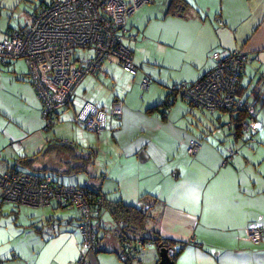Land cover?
Here are the masks:
<instances>
[{
  "label": "crops",
  "instance_id": "0c3cea01",
  "mask_svg": "<svg viewBox=\"0 0 264 264\" xmlns=\"http://www.w3.org/2000/svg\"><path fill=\"white\" fill-rule=\"evenodd\" d=\"M23 1L0 0V40L13 29L28 26L31 16L40 10L35 8L31 14L27 13L29 18H22L17 12ZM174 1L152 0L129 17L125 44L132 51L138 67L137 74L125 71L114 58L105 60L103 73L85 77L64 113L76 129L83 130L75 122V117L86 102L109 110L117 98L123 100L121 117L111 116L109 130L116 128L114 135L106 132L107 136H104L109 153L99 150L101 154L104 152L107 163L102 178L97 179V183L88 178L84 184L79 178L76 183L102 190L106 197L102 201L101 196L100 205L93 208L98 242L95 251L88 253L87 263L125 264L121 259L124 249V240L120 237L122 226L108 204L123 201L148 214L145 235L129 236L131 239L144 238V245L134 256V264L159 263V248L154 250L150 247L156 244V236L171 241L176 252L181 250L174 264H264V237L256 245L248 233L251 226H264V0H181L172 5ZM233 50H243L248 54L238 94L244 100L253 101L263 91L255 106L260 123L257 142L248 143L244 134L235 135L236 123L231 114L225 111L211 113L202 108L212 115L218 114V123L228 127L217 129V125L213 124L214 137L207 136L206 144L194 156L189 155L187 149L196 136L186 130L181 141L188 154L183 169L179 168L173 178H169L172 171L163 169L160 181L151 186L144 184L137 158V152L143 145L133 140L127 144L128 151H124L120 137L135 130L146 134L147 130L153 131L168 124V113L164 118L158 111L148 112V109L161 104V101L152 103V95L159 93L161 98H165L170 87L184 81L199 80L215 65L213 52L228 54ZM21 60L0 65V88L4 86L1 80L4 75L7 74L5 77L9 79L12 77L17 83L9 85H17L23 91L20 93L18 90V102H32L39 118L41 100L37 97L29 72L20 67ZM5 66L9 68L3 70ZM145 74L152 77L146 91L140 86ZM138 85L142 92H149L140 102L134 100ZM179 100L185 101L177 99L176 102ZM7 106L6 97L0 95V114ZM2 117L8 118L0 115ZM11 124L16 126L14 121ZM40 130L25 131L22 128L28 134L23 140L28 143L31 152L37 151L41 155L45 149L44 154L51 155L45 159H48L47 165L39 166L37 156L25 155L34 158L33 170L28 169L17 164L18 159L24 156L12 157L6 154V149H2L1 172L18 168L53 176L55 173L51 170L65 171L70 168L68 164L72 158L85 159L76 145L73 146L75 150L72 149L75 154L63 153L57 147L47 151L51 141L46 137L47 133L38 134ZM12 144L13 141L9 146ZM231 145L236 146L238 153L233 162L223 165L227 148ZM92 150L96 149L90 148L89 151ZM140 154L142 162L151 159L145 151L144 159L140 158ZM54 161L59 162L58 166L53 165ZM1 192L0 186V196ZM53 221L58 224L55 230L50 228ZM80 222L81 215L74 206H58L54 202L41 208L11 204L0 197V264H77L83 242Z\"/></svg>",
  "mask_w": 264,
  "mask_h": 264
},
{
  "label": "built area",
  "instance_id": "2783aa9c",
  "mask_svg": "<svg viewBox=\"0 0 264 264\" xmlns=\"http://www.w3.org/2000/svg\"><path fill=\"white\" fill-rule=\"evenodd\" d=\"M152 0H53L31 16L28 26L13 29L0 40V64L25 59L34 88L44 102V115L49 118L57 111L64 113L73 102L76 89L88 75L103 73L107 59L118 60L123 69L136 75L138 67L132 51L125 44L129 17L141 6ZM132 38L135 35L130 34ZM77 49L84 50L79 56ZM215 65L202 78L194 82H181L169 88L165 107L183 99L193 106L211 113L243 110L247 119L240 126L247 142H256L259 121L255 114L260 91L253 101L244 100L238 94V80L248 54L233 50L228 54L215 51ZM152 77L145 74L140 82L146 91ZM164 107V109H165ZM123 112V100L117 98L110 111L86 102L75 121L90 132L101 134L109 129V116L119 118ZM236 135V132H235ZM66 141V140H65ZM68 141V140H67ZM201 148L194 141L188 148L194 156ZM238 150L235 145L227 148L223 165L233 162ZM1 157V153H0ZM1 200L17 205L46 207L52 203L71 204L81 215L80 228L83 242L77 264H86L87 255L97 247V234L93 223L91 196L86 185L56 182L51 175H39L27 170L12 168L0 171ZM101 202V200H99ZM50 228H58L56 221ZM249 238L258 245L263 241L264 226L248 229ZM126 249L121 259L127 261L144 245V240L124 237Z\"/></svg>",
  "mask_w": 264,
  "mask_h": 264
},
{
  "label": "rangeland",
  "instance_id": "374dc122",
  "mask_svg": "<svg viewBox=\"0 0 264 264\" xmlns=\"http://www.w3.org/2000/svg\"><path fill=\"white\" fill-rule=\"evenodd\" d=\"M53 0H26L23 1V4L18 8V14L21 15L22 18H29V15L37 9H41L42 7L49 5L52 3ZM30 13V14H27ZM16 16V20H19V16ZM84 53V50L77 49L75 54L81 56ZM20 67L22 69H26L29 72L28 65L25 59L21 60ZM8 66L3 67L2 69H7ZM7 75V74H6ZM4 75L2 77V82L4 86L0 88V95H3L7 99V108L1 111L0 115H6L8 118H10V121L8 118L2 117L0 118V150L6 149V154L12 157H18V156H25V155H35L37 156V165L39 166H45L47 165L46 157L49 155L48 153L44 154V151H41V155H38V152H31V148H29L28 143H25L23 140L24 136L28 135L27 133L22 131V128L25 131H28L30 129L36 130L41 129L39 133H47L46 136L50 141L53 139H59L63 140L65 144H68L69 142L67 139L73 141L75 145L79 148L81 151V154L83 157L89 158L87 161L89 164H85V159H77L72 158L68 166L71 165H86L85 170L83 172L79 173H65V174H53V177L55 180L59 179L63 181L64 183H74L76 184L79 181V178H81V184H84V182L90 178L92 183H97V179L102 178L103 176V169L104 166L106 167L107 163L104 160L103 154L104 152L109 153V145L107 143V140L104 136H107L106 132L114 135V128L113 131H104L100 135L90 132L86 129H76V125L71 121V119L65 117L64 114H61L60 121L57 122L52 128L46 129L45 128V121L42 117V113H40L37 118V115L34 112V106L32 102L28 100V104H21L18 102L17 93L18 90L20 93H23V91L19 88H17V85H14L17 83V81H13L12 77L10 79L5 77ZM82 83V82H81ZM80 83V84H81ZM10 84V85H9ZM79 87V86H78ZM77 90V89H76ZM135 101L140 102L144 95H147L149 92H142L139 89V85L135 87ZM166 98V97H165ZM165 98H161V95L159 93L152 95V103H155L156 101H165ZM123 99V98H122ZM162 99V100H160ZM156 105V104H155ZM107 111H110L107 110ZM169 116V123L165 125L159 126L156 130L149 131L147 130L146 134L140 133L138 130L133 131L131 134H127L125 136L120 137V143L123 144L124 151H128V143L135 140L136 143L142 144L143 148H141L137 152V158H138V168L141 175V178L144 182V184L151 186L158 181H160L161 177V171L164 169L172 171L169 174L170 177H174V173L180 169H183L182 166L186 165V161L188 158V154L186 153L184 147L181 145L182 138L184 137V134H186V130H188L192 135H195L196 138L191 141L192 138L189 139L190 141H198L202 147L206 144L207 136L213 135L214 137V128H212L213 124L217 125V129H223L227 128L224 123L219 124L217 121L218 114L212 115L208 111L203 110L202 108L193 107L190 106V103L187 101H181L179 100L174 104L171 109L168 111ZM73 119V118H72ZM112 117L109 116V126L111 122ZM116 120V119H115ZM119 120V119H118ZM11 121L15 122L14 126L11 124ZM40 123V124H39ZM23 124L24 126H21ZM75 130V131H73ZM100 136V137H98ZM66 138V139H64ZM100 138H102L101 146H100ZM108 138V137H107ZM200 138H203L202 140H199ZM109 139H112V136H109ZM48 140V141H49ZM66 140V141H65ZM13 141L12 146L10 145V142ZM42 145L44 146V141L41 139ZM72 144V142H70ZM187 145V146H188ZM42 146V147H43ZM90 148H95L97 153L92 156L89 151ZM41 149V148H40ZM39 149V150H40ZM75 149V148H74ZM104 149L103 154L99 152ZM145 151V154L147 156H151V159H149L146 162H142L139 160V154L142 151ZM63 153L67 152V154H75L73 153L72 149L64 148L62 150ZM79 151V152H80ZM1 153V151H0ZM29 153V154H27ZM2 154V153H1ZM110 155V154H109ZM64 157V156H63ZM2 158V156H1ZM7 160H10L9 158L5 157ZM110 162V159L108 160ZM91 162V163H90ZM112 163V162H111ZM59 162L54 161L53 165L58 166ZM51 165V166H53ZM60 166V165H59ZM121 167V166H120ZM180 168V169H179ZM57 178V179H56ZM13 204V203H11ZM42 208V207H41ZM147 231V229H146ZM145 230L137 231L139 235H145ZM152 249L157 250V245L150 246Z\"/></svg>",
  "mask_w": 264,
  "mask_h": 264
},
{
  "label": "trees",
  "instance_id": "16d2710c",
  "mask_svg": "<svg viewBox=\"0 0 264 264\" xmlns=\"http://www.w3.org/2000/svg\"><path fill=\"white\" fill-rule=\"evenodd\" d=\"M179 1H181V0H175L172 5H175V3L176 2H179ZM172 5H171V7H172ZM176 6H178V3H177ZM18 29H20V28H18ZM247 60L248 59H246L244 61L242 70L240 72L239 80H238V85H239V81L241 79V76L243 74L244 65L247 62ZM12 61H14V60H11V61H9L6 64H0V65H3V66L4 65H8ZM30 80H31V77H30ZM31 82L33 84V81L32 80H31ZM33 87H34V85H33ZM34 90H35V88H34ZM35 92H36V90H35ZM36 94H37V92H36ZM167 96H168V94L166 95V98H167ZM37 97L39 98L38 94H37ZM39 99L41 100V98H39ZM41 104H42V107H41L42 108V110H41L42 117H43V119L45 121V128L48 130V129L52 128L57 122L60 121L61 114H64L67 110L64 113H62L60 111H57L54 115L52 114V117L50 116L49 118H47L44 115V107H45V105H44L43 100H41ZM171 106L172 105H168L167 107H165V101H163L161 104H159V105H157V106H155L153 108L148 109V112L158 111V112L161 113V115L164 118H166L167 113L170 110ZM164 107H165V109H164ZM227 113L231 114V116L233 117V119H234V121L236 123L235 132H236L237 137H239V135H242L243 134L242 131H241V129H240V126H241L242 121L245 120V119H247V117H248L247 116V113L245 111H243V110H240V111H238L236 113H231V112H227ZM226 126H227V124H226ZM82 128H84V127H82ZM259 128H260V126H259ZM64 139H66V138H64ZM255 139H256V136H255ZM67 140L69 142L68 144H65L63 142V140H59V139H53V140H51V142L47 145V151H50L51 149H53L55 147L59 148V150H64V148H66V147H68L69 149L75 150L74 147H73L75 145V143L72 142V144H71L70 143L71 140H69V139H67ZM256 142H257V139H256ZM90 154H92V156L95 155L96 154V150H94V152L92 150V152H90ZM1 156H2V154H1ZM0 159H1V157H0ZM88 159H91L92 160L91 157L86 158L85 159V164H89V162L87 161ZM33 160H34V158H29L27 156H24V157H20L18 159V163L17 164L18 165L20 164L23 167H26L28 169L29 168H32V170H33V168H34V166H33ZM85 166L86 165H71V166H69L70 168H68L65 171H61V170L53 171V170H51V172H53L55 174H59V175L60 174H65V173H73L74 174V173L83 172L85 170L84 169ZM45 170H49L50 171L49 168H46ZM55 181L58 182V180H55ZM61 183H64V182H61ZM68 184H70V183H68ZM71 184H74V183H71ZM101 191L102 190L97 191V190H94L93 188H89V193H90V196H91L90 198H91V203H92L91 204L92 214H93V208L95 206H99L100 205V202H99L100 197L101 196L103 197V198L101 197V200L102 201L106 198L105 197V194L102 193ZM55 204H57L58 206H61L58 203H55ZM108 204L110 205L109 207L113 210V212L116 215L115 217L118 219V221L120 222V224L122 226V230H121L122 231V234L120 235L121 240H123V237H125V236L126 237H129V236H132V235H139L137 231H140L142 229L146 231V229H147L146 223H147V217H148L147 212H144L142 209H140V208H138L136 206L128 205V204L124 203L123 201H112V202H109ZM62 206L65 207V206H72V205L71 204H68V205L66 204V205H62ZM94 227H95V225H94ZM97 239H98V236H97ZM139 239L143 240L144 238H139ZM161 242H164V243H166V244H168V245L171 246V241L165 240V239H163L160 236H156L155 237V243H156V245H157L158 248H159V244ZM123 248H124L123 250L126 249V243L125 242L123 243ZM180 251L181 250H178V252H176L174 254V256H173V260L174 261L176 260V258L178 256V254L180 253ZM137 253L138 252H136L135 254H131L130 257H129V259L127 261H124L125 264H134L135 263L134 262L135 261L134 260L135 259L134 256H136ZM86 264H88V263H86Z\"/></svg>",
  "mask_w": 264,
  "mask_h": 264
},
{
  "label": "water",
  "instance_id": "95a60500",
  "mask_svg": "<svg viewBox=\"0 0 264 264\" xmlns=\"http://www.w3.org/2000/svg\"><path fill=\"white\" fill-rule=\"evenodd\" d=\"M144 151L140 154V158L143 157ZM160 260L158 264H174L173 256L176 252L173 246H170L164 242L159 244Z\"/></svg>",
  "mask_w": 264,
  "mask_h": 264
}]
</instances>
